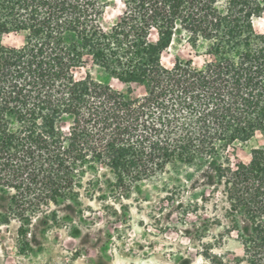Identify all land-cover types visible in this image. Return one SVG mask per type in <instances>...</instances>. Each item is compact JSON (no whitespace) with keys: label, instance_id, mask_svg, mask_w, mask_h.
Listing matches in <instances>:
<instances>
[{"label":"trees","instance_id":"obj_1","mask_svg":"<svg viewBox=\"0 0 264 264\" xmlns=\"http://www.w3.org/2000/svg\"><path fill=\"white\" fill-rule=\"evenodd\" d=\"M121 2L105 29L106 0H0L3 222L25 238L43 207L80 212L84 192L123 196L169 163H204L237 218L236 264H264V146L248 162L227 153L264 131V0ZM184 36L202 63L163 65Z\"/></svg>","mask_w":264,"mask_h":264},{"label":"rangeland","instance_id":"obj_2","mask_svg":"<svg viewBox=\"0 0 264 264\" xmlns=\"http://www.w3.org/2000/svg\"><path fill=\"white\" fill-rule=\"evenodd\" d=\"M106 1L100 21L109 29L120 16L122 2ZM252 22L257 33H264V15ZM23 37L9 33L1 41L19 46ZM160 59L170 67L177 59L199 65L203 57L195 55L184 36L175 37ZM89 73L111 81L98 67L89 68ZM263 146L264 131H257L245 141H235L227 153L232 163L248 162L252 149ZM207 169L204 163H169L163 173L123 196L82 191L80 212L51 204L52 215L43 207L39 221L32 219L26 228L25 238L19 222H3L8 213L0 195V264H236L243 257L231 229L237 218L223 186L206 174Z\"/></svg>","mask_w":264,"mask_h":264}]
</instances>
